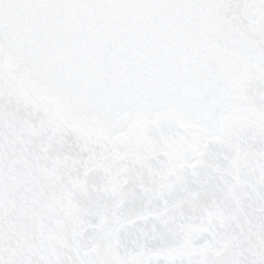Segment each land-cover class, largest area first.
<instances>
[{
    "label": "snow or ice",
    "instance_id": "6c2138e0",
    "mask_svg": "<svg viewBox=\"0 0 264 264\" xmlns=\"http://www.w3.org/2000/svg\"><path fill=\"white\" fill-rule=\"evenodd\" d=\"M0 264H264V0H0Z\"/></svg>",
    "mask_w": 264,
    "mask_h": 264
}]
</instances>
